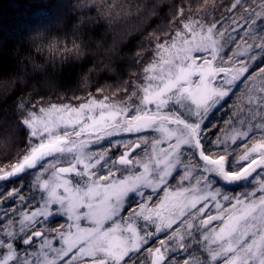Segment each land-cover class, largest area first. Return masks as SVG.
<instances>
[{
    "label": "snow or ice",
    "instance_id": "obj_1",
    "mask_svg": "<svg viewBox=\"0 0 264 264\" xmlns=\"http://www.w3.org/2000/svg\"><path fill=\"white\" fill-rule=\"evenodd\" d=\"M184 27L192 38L177 32V37L184 36L183 46L175 40L171 46L157 45L159 59L145 69L149 75L141 86L143 95L136 97L139 104L134 102L133 93L129 103L91 99L78 108H41L42 115L29 113L22 119L30 136L40 142L10 170L0 168V181L19 179L20 174L39 165L44 169L36 177L42 203L30 214L22 213L19 233L11 225L5 227L4 238H0V264H148L136 254L158 234L169 230L168 238L160 240V247L148 248L151 264H166L169 251L177 248L188 251L191 244L184 243L186 238L202 244L208 255L205 259L194 256L183 264H264V123L255 125L260 138L253 136L251 147L245 145L243 154L234 159L230 158L232 149L221 150L220 140L213 148L205 135L208 113L229 96L237 82H243L241 78L249 72V66H223V47L215 24L207 31L198 21H189ZM252 47L247 46L248 50ZM255 47L264 54V36ZM194 53L205 54L202 64L196 63ZM229 60L235 62L234 57ZM249 60L264 63V55H250ZM221 73L223 80L219 82ZM259 76L264 78V67L259 69ZM253 89L264 93V79L259 88L255 82L250 84L249 92ZM257 99L264 106V100ZM149 131L158 136L152 138L150 153L143 150V158L130 155L141 148V142L148 143L143 135L135 143L119 141L117 146L122 145L125 151L116 158L107 148L99 153L89 151L91 144L108 137ZM249 131H236L233 142L247 138ZM47 157L55 158L47 165L41 164ZM62 162L68 166L57 167ZM49 169L48 179H42ZM179 169H183V175L179 186L172 190L170 181L175 180L174 173L178 174ZM184 181L189 182L187 186ZM250 183L258 185L256 190L227 194ZM160 190L163 197L150 206ZM8 195L25 199L19 189ZM207 202H214L216 214L201 219ZM222 202L231 207L225 208ZM4 214L8 215L7 210ZM57 215L65 217L66 224L54 236L36 228L45 222L56 223ZM213 221L222 223L209 228ZM173 225L177 227L173 229ZM34 237L40 238L38 252ZM21 242L34 249L31 255L35 261L29 258L28 248H19Z\"/></svg>",
    "mask_w": 264,
    "mask_h": 264
},
{
    "label": "trees",
    "instance_id": "obj_2",
    "mask_svg": "<svg viewBox=\"0 0 264 264\" xmlns=\"http://www.w3.org/2000/svg\"><path fill=\"white\" fill-rule=\"evenodd\" d=\"M260 4L261 0H0V168L10 170L30 152L29 132L22 123L29 113L39 114L41 108L52 105L74 107L91 98L129 103L128 97L133 93L136 94L134 102L139 104L136 97L143 95L141 86L149 75L145 69L159 59L158 44L170 46L173 40H184L183 35L177 37V32L184 33L189 39L191 35L184 27L189 21H198L204 30L213 24L215 30L230 29L239 25L241 19L246 23L247 14L264 7V0L262 6ZM234 21L239 22L231 24ZM259 36H264V32L260 31ZM237 40L229 41V45L236 44ZM231 48L224 46V57ZM257 52V56L264 55L259 48ZM261 67L264 63L260 60L252 61L249 72L241 78L243 82H237L229 96L205 119V135L212 141V147L216 148V141L220 140V149H232L230 158L233 159L243 154L245 145L251 147L253 136L260 138V130L255 125L264 123V106L257 98L264 100V93L256 91L252 96L248 90L251 81L259 77ZM250 128L253 130L249 131ZM236 131H249V135L233 142ZM139 136L129 135L119 141L135 143ZM110 146V141L104 142L102 149H109L113 158L125 151L122 145ZM52 159L45 158L41 164L47 165ZM42 170L38 165L36 169L20 174L19 179L12 177L11 181H16L14 184L0 181V238H4V229L9 225L19 233L22 213L30 214L41 205L42 193L36 177ZM174 175L175 180L170 181L172 190L179 186L183 169ZM45 178L46 174L42 179ZM255 178L260 180L259 176ZM186 183L189 182L184 181L185 186ZM257 187L256 183H250L227 194L233 196L240 191H254ZM14 189L21 191L25 197L23 201L19 196L9 197L8 193ZM259 195L257 192V197ZM161 197L163 190L153 197L150 206L159 203ZM222 203L225 208L231 207L230 203ZM208 205L206 217L215 208L214 202H208ZM39 219L43 220V217ZM56 221L38 224L36 228L54 236L56 231L63 230L61 225L66 224V218L57 215ZM219 223L213 221L211 225ZM176 227L173 225V229ZM171 231L159 234L145 245L136 254L140 260L150 264L148 248L160 247V240H166ZM33 239L37 241L35 251L38 252L40 238ZM54 243L56 247L60 246L58 242ZM184 243L191 244L188 251L197 253L190 255L177 248L175 252L169 251L170 259L166 264H183L184 260H192L194 256L207 257L202 244L194 243L191 238L185 239ZM19 248H28L29 258L36 260L31 255L33 248L22 242ZM20 255L25 258L23 251Z\"/></svg>",
    "mask_w": 264,
    "mask_h": 264
},
{
    "label": "rangeland",
    "instance_id": "obj_3",
    "mask_svg": "<svg viewBox=\"0 0 264 264\" xmlns=\"http://www.w3.org/2000/svg\"><path fill=\"white\" fill-rule=\"evenodd\" d=\"M260 3V2H259ZM261 4H262V0H261ZM260 4V6H262ZM254 13H252V14H250V13H248L247 14V21H246V23H245V20H240L241 22H240V24L239 25H237V26H231V28L229 29H227V27H224L223 29H219V30H215L216 31V33H217V38L220 40V43H221V45H222V47H223V50H222V52L220 53V55L224 58V62H223V66H225V67H235V68H239V67H242L244 64H247L248 66H249V64L252 62L251 60H249V56L250 55H257V50H258V48L257 47H255V45L257 44V43H260V38H261V36H259V33H260V29L262 28V25L264 24V7L262 6V7H260V9L258 8V10L256 9V10H254L253 11ZM260 20V22H258ZM253 21H255V23H253ZM237 22H239V21H237ZM237 22H233V23H231V24H233V25H235V24H237ZM248 22V23H247ZM245 25V26H244ZM250 25V26H249ZM240 26H243V28H242V30L240 31ZM264 28V27H263ZM197 31H199V30H197ZM204 31H207V29H205ZM237 31H239V32H237ZM220 32H223L224 33V36L223 37H220L219 36V33ZM253 34H254V36H253ZM229 37H232V39H230ZM260 37V38H259ZM192 37H190L189 39H191ZM235 38H237L238 40H237V43L236 44H234V45H229L230 43H229V41H232V42H235V41H233ZM176 44L178 45V46H183V39L182 40H180V41H178V42H176ZM248 45H252L253 47L250 49V50H248V48H247V46ZM171 46V45H170ZM224 46H226V47H232L231 48V50H230V52L228 53V56L227 57H224L223 56V54H225L224 53ZM240 51H243L245 54H243V55H241L240 54ZM227 54V53H226ZM205 54L204 53H194V56L196 57V63L197 64H202L203 63V60L201 59V57L202 56H204ZM229 57H234V61L235 62H233L232 60H229ZM218 63H219V60H218ZM223 75L224 74H220L218 77H217V80L219 81V82H222V80H223ZM262 79H264V78H261L260 76L257 78V79H254V80H252L251 81V83L250 84H252L253 82H255V85H256V88H259L260 86H261V80ZM248 92H249V90H248ZM254 92H256V90L255 89H253V91L250 93L249 92V95H252L253 96V94H254ZM91 99H95V98H91ZM91 99H88V100H86V101H83L81 104H83V103H87L89 100H91ZM96 100H104V99H99V98H97ZM107 102H110V103H112L111 101H107ZM81 104H78V105H76V106H74V107H79ZM217 106V105H216ZM215 106V107H216ZM214 107V108H215ZM213 108V109H214ZM213 109H211L210 110V112L213 110ZM35 115H37V116H40V115H42V113L40 112L39 114H35ZM27 128V127H26ZM28 129V128H27ZM61 131H63V130H61ZM28 132H29V141L31 140V143H30V146H29V148L28 149H31V147L32 146H34L35 144H38L40 141L38 140V139H36V138H34V137H31L30 136V130L28 129ZM149 134L147 137H148V143L147 144H144L143 142H141V148H136L134 151H132L131 153H130V155H131V157H133V158H135V157H137V156H139L140 158H143L144 157V149L146 148L147 149V151L150 153L151 152V142H152V138L153 137H157L158 136V134L157 133H154V132H151V131H149V132H144V133H121L120 135H116V136H113V137H108V138H106L104 141H102V142H100V143H93V144H91L90 145V147H89V151H92V152H95V153H99L100 151H98V149H102V144L104 143V142H107V141H110L111 142V146H112V148H114V147H117V145H118V142H119V138H123V140H124V138L126 137V136H129V135H137V134H139V135H143V136H146L145 134ZM110 146V147H111ZM162 147H166V145H161ZM95 149H97V150H95ZM124 152V151H123ZM123 152H121L119 155H121V154H123ZM118 157V156H117ZM198 157V156H197ZM50 159V158H55V157H47L46 159ZM116 158V157H115ZM199 158V157H198ZM62 160L64 159L63 157L61 158ZM61 166H63V167H67L68 166V164L66 163V162H62L61 164H58L57 165V167H61ZM44 170H42V172H43ZM51 169H49V171L48 172H45L44 174H46L47 175V178H45V179H48V177L50 176V174H51ZM70 176H71V178H73L74 180L75 179H78L77 177H75V175L74 174H70ZM254 176H256V174H254ZM188 182V181H187ZM192 183H195V179H193L192 180ZM221 183L223 184V181H221ZM187 185H188V183H186ZM208 203V202H207ZM158 204V203H157ZM199 206V205H198ZM200 206H203V205H200ZM208 214H212V215H215L216 214V209L214 208L211 212H208ZM207 217H206V215H205V213L203 214V216L201 217V219H206ZM140 223L141 224H143L144 222L143 221H140ZM222 223V221H220V223L219 224H221ZM218 224V225H219ZM209 228H213V227H216V226H213V225H209L208 226ZM153 229V231H155V229L154 228H152ZM207 229H205V231H206ZM197 233H199V232H197ZM161 234V233H160ZM200 234V233H199ZM159 235V234H158ZM200 236V235H199ZM35 238V237H34ZM186 239H188V238H186ZM200 250V252H201V249H199ZM184 252H186L187 254H189V253H191V254H193L194 252L195 253H197L196 251H184ZM151 256H150V264H151ZM217 263L218 264H220V261H217Z\"/></svg>",
    "mask_w": 264,
    "mask_h": 264
}]
</instances>
